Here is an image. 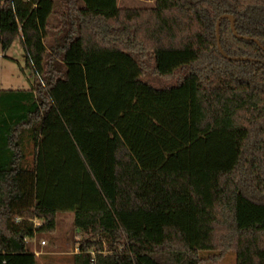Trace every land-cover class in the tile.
Returning a JSON list of instances; mask_svg holds the SVG:
<instances>
[{
    "label": "trees",
    "instance_id": "1",
    "mask_svg": "<svg viewBox=\"0 0 264 264\" xmlns=\"http://www.w3.org/2000/svg\"><path fill=\"white\" fill-rule=\"evenodd\" d=\"M223 15L250 61L219 53ZM16 39L34 81L0 91V264H38L66 213L103 236L73 264H264V0H1Z\"/></svg>",
    "mask_w": 264,
    "mask_h": 264
},
{
    "label": "rangeland",
    "instance_id": "2",
    "mask_svg": "<svg viewBox=\"0 0 264 264\" xmlns=\"http://www.w3.org/2000/svg\"><path fill=\"white\" fill-rule=\"evenodd\" d=\"M120 7L141 8L153 5V0H118ZM0 52V91L7 90H27L33 83L34 78L30 71L25 67L24 50L19 39H16L11 47L6 51L5 57ZM155 85H172L174 80L160 82L146 76ZM79 236L73 226V215L70 213L59 214L57 225L52 233L37 235L27 242L28 249L35 250L39 256H35L38 264H72L73 255L76 248L85 239L94 241L103 236L94 230L86 235L81 234V241L75 239ZM44 241L45 245L41 246ZM104 250H108V244L104 241ZM212 264V263H210ZM216 264H235V253H227Z\"/></svg>",
    "mask_w": 264,
    "mask_h": 264
},
{
    "label": "water",
    "instance_id": "3",
    "mask_svg": "<svg viewBox=\"0 0 264 264\" xmlns=\"http://www.w3.org/2000/svg\"><path fill=\"white\" fill-rule=\"evenodd\" d=\"M228 20L229 21V24H230V28H231V31L233 33V35L237 38H239V36L236 34L235 32V29H234V20L231 16L229 15H223L219 18L217 24H216V36H217V48H218V51L219 53L227 60L229 61H233V62H237V61H250L251 59L249 58H245V57H228L226 56L223 51H222V48L220 46V43H219V24H220V21L221 20Z\"/></svg>",
    "mask_w": 264,
    "mask_h": 264
},
{
    "label": "built area",
    "instance_id": "4",
    "mask_svg": "<svg viewBox=\"0 0 264 264\" xmlns=\"http://www.w3.org/2000/svg\"><path fill=\"white\" fill-rule=\"evenodd\" d=\"M1 1V0H0ZM25 1H29V0H25ZM80 237H81V234H79V236H77L75 239L78 241V243L81 241V239H80ZM45 245V242L44 241H42L41 242V246H44ZM79 251H80V246L78 245V247L76 248V250H75V253L77 254V253H79ZM89 254H90V256H91V261H90V264H94L95 263V251H93V250H91V251H89ZM36 255H38V254H36Z\"/></svg>",
    "mask_w": 264,
    "mask_h": 264
},
{
    "label": "crops",
    "instance_id": "5",
    "mask_svg": "<svg viewBox=\"0 0 264 264\" xmlns=\"http://www.w3.org/2000/svg\"><path fill=\"white\" fill-rule=\"evenodd\" d=\"M1 56H4L5 57V53L4 54H1ZM30 251H32L35 256H39V253L35 250V248L31 249ZM36 254H38V255H36ZM74 254H76V253H74ZM72 264H73V260H72Z\"/></svg>",
    "mask_w": 264,
    "mask_h": 264
}]
</instances>
